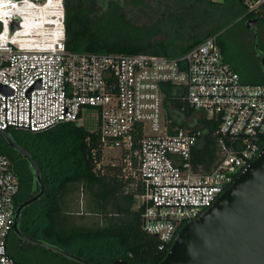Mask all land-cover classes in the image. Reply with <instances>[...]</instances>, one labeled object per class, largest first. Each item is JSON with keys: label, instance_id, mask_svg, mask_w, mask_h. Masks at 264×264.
Wrapping results in <instances>:
<instances>
[{"label": "built area", "instance_id": "obj_1", "mask_svg": "<svg viewBox=\"0 0 264 264\" xmlns=\"http://www.w3.org/2000/svg\"><path fill=\"white\" fill-rule=\"evenodd\" d=\"M242 2L243 15L264 16V0ZM65 36L64 0H0V128L82 124L92 108L94 171L116 173L125 193L140 200L142 230L169 252L183 224L212 206L259 154L264 82L241 78L216 33L174 56L70 50ZM173 86L179 106L166 98ZM185 106L192 112L179 117ZM198 118L216 122L210 165L196 159L204 132ZM19 185L0 152V264H32L15 260L8 248Z\"/></svg>", "mask_w": 264, "mask_h": 264}, {"label": "trees", "instance_id": "obj_2", "mask_svg": "<svg viewBox=\"0 0 264 264\" xmlns=\"http://www.w3.org/2000/svg\"><path fill=\"white\" fill-rule=\"evenodd\" d=\"M64 7L67 49L170 56L188 50L207 35L218 36L245 11L242 0H64ZM145 7L154 11L151 25L142 26L125 13L128 8L141 11ZM250 16L246 13L243 17ZM258 18L264 22V16ZM162 25L168 26L167 35L154 36V30ZM217 42L223 50V40L217 38ZM246 81L264 82L263 70L259 80ZM167 90L166 98L172 95L171 101L179 106L178 88ZM191 112L185 106L179 117ZM168 113L175 116L176 111ZM198 123L204 132L195 146L196 159L210 165L215 158L212 130L216 122L198 118ZM8 131L35 159L45 184L43 195L22 208L19 231L94 264H110L118 259L127 264H158L165 258L168 250H158L157 238L141 228V208H133V193H125L115 172L94 171L91 149L95 147L99 153L96 131L76 121L60 122L40 131L20 132L13 127ZM0 152L9 156L18 175L17 207L35 195L40 186L28 160L8 144L1 132ZM79 193L83 196L82 207L76 204L78 210H69L68 200ZM51 253L60 258L58 264H81Z\"/></svg>", "mask_w": 264, "mask_h": 264}, {"label": "water", "instance_id": "obj_3", "mask_svg": "<svg viewBox=\"0 0 264 264\" xmlns=\"http://www.w3.org/2000/svg\"><path fill=\"white\" fill-rule=\"evenodd\" d=\"M257 17H248L246 25L255 26ZM264 72V51L259 53ZM8 144L22 154L32 167L40 190L15 209L13 230L56 254L80 262L94 264L67 250L41 240L26 237L18 229L23 207L45 192L39 166L29 151L17 143L8 129L0 128ZM110 264H127L118 259ZM158 264H264V144L259 154L233 183L199 217L183 224L165 258Z\"/></svg>", "mask_w": 264, "mask_h": 264}, {"label": "rangeland", "instance_id": "obj_4", "mask_svg": "<svg viewBox=\"0 0 264 264\" xmlns=\"http://www.w3.org/2000/svg\"><path fill=\"white\" fill-rule=\"evenodd\" d=\"M125 13L131 17L133 21L142 26L151 25L154 20L152 19L154 11L150 7L148 10L147 7H145V9L141 11L135 8H128L125 10ZM243 14L244 13L231 21L223 30L219 31L217 38L222 39L224 42L222 50L224 58L239 72L241 78L244 80H259L263 70L260 64L259 53L264 51V22L260 20L255 26L248 27L246 25L247 17H243ZM167 30L168 26L162 25L161 28L154 30V36H166ZM199 115L200 114H198V116ZM81 123L89 130L97 127L98 124L95 111L92 108H85ZM19 131L21 132L24 130L19 129ZM80 199V193L78 196L75 195V199H69V210H78L76 204L81 208ZM139 201L140 200H136L134 202L135 207L139 205ZM134 206L133 208H135ZM51 252L52 251L45 247L33 242L27 243L22 248L18 247L15 252L11 250V253L15 256L21 257L32 264L38 261L47 263L55 262L58 264L60 258L53 255Z\"/></svg>", "mask_w": 264, "mask_h": 264}, {"label": "flooded vegetation", "instance_id": "obj_5", "mask_svg": "<svg viewBox=\"0 0 264 264\" xmlns=\"http://www.w3.org/2000/svg\"><path fill=\"white\" fill-rule=\"evenodd\" d=\"M247 18H248V17H247ZM247 18H246V19H247ZM257 18H258V17H257ZM259 21H260V19L258 18L257 23H258ZM262 22H263V21H262ZM257 23H256V24H257ZM21 155H22V154H21ZM22 156H23V155H22ZM27 206H28V205H27ZM20 220H21V218H19L18 226H19V224L21 223ZM20 233L23 234V235L26 236V237L33 238V237L29 236L28 234H26V233H24V232H21V231H20ZM27 243H32V241L20 237L18 234H16V233L14 232V230L11 231L10 236H9V240H8V248H9V251H10V252H11V250L15 252L16 249H17L18 247L22 248V247H23L24 245H26Z\"/></svg>", "mask_w": 264, "mask_h": 264}, {"label": "crops", "instance_id": "obj_6", "mask_svg": "<svg viewBox=\"0 0 264 264\" xmlns=\"http://www.w3.org/2000/svg\"><path fill=\"white\" fill-rule=\"evenodd\" d=\"M81 198H82V196H81ZM135 200V199H134ZM136 201V200H135ZM134 206V205H133ZM80 207H82V206H80ZM135 207V206H134ZM136 208V207H135Z\"/></svg>", "mask_w": 264, "mask_h": 264}]
</instances>
